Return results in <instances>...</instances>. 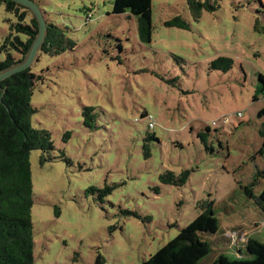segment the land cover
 <instances>
[{
    "label": "rangeland",
    "instance_id": "1",
    "mask_svg": "<svg viewBox=\"0 0 264 264\" xmlns=\"http://www.w3.org/2000/svg\"><path fill=\"white\" fill-rule=\"evenodd\" d=\"M37 1L77 46L40 53L30 66L46 79L37 81L33 126L55 147L53 160L42 163L39 150L30 159L35 264H143L193 227L206 201L218 223L201 233L214 248L201 264L240 258L251 238L264 242V214L243 190L264 169V100L253 102L264 75V34L255 29L264 0H217L220 9L199 18L187 0H153L148 45L135 17L113 14L115 0ZM177 16L189 30L165 26ZM13 23L0 2V43ZM220 56L235 60L230 72L210 69ZM85 107L97 116L95 131L83 125ZM165 172L189 177L181 187L163 184ZM107 187L103 199L90 191ZM254 189L260 194L264 180Z\"/></svg>",
    "mask_w": 264,
    "mask_h": 264
},
{
    "label": "trees",
    "instance_id": "2",
    "mask_svg": "<svg viewBox=\"0 0 264 264\" xmlns=\"http://www.w3.org/2000/svg\"><path fill=\"white\" fill-rule=\"evenodd\" d=\"M31 1L39 7V1ZM0 2L5 4L8 12L14 13L17 17V23H13L10 27L11 33L3 43H0V54L6 55L5 60L0 61L1 74L27 60L38 37L39 24L35 16L27 17L26 13H31L27 7L10 0H0ZM187 5L196 18L204 12L213 13L220 9L217 0H187ZM41 12L46 22V34L36 60L40 53L55 57L74 50L77 44L68 37L67 31L51 23L50 20L47 21L44 12ZM125 13L137 19L140 42L145 45L151 44L154 32L153 0H115L113 14ZM165 26L190 29V24L181 16L167 21ZM255 29L257 33L264 34V25H260L259 22L256 23ZM234 65L233 58L220 56L210 63V69L228 73ZM243 74L246 79L245 71ZM257 76L258 85L253 102L264 100V75ZM38 80L45 83L46 79L29 68L0 83V264H35L36 243L32 217L34 192L30 159L32 152L39 150L43 153L42 163L53 160L50 153L55 149L51 133L33 126V117L38 112L33 106V98L39 87ZM142 117L149 116L144 114ZM263 117L264 107L258 113L259 119ZM83 118V125L87 129L91 131L98 129L97 116L93 108L85 107ZM209 134L210 129L207 128L200 137L206 142ZM260 136L264 140V124ZM70 137L71 133L67 132L64 142L67 143L66 138L70 139ZM258 154L264 156V141ZM146 155L149 156L148 153ZM188 177V172L181 176H177L174 172H165L160 176V181L163 184L181 187L186 184ZM262 180H264V169H258L253 182L243 187V190L264 214V190L257 195L254 189ZM90 191L99 193V197L103 199L112 189L92 188ZM214 205V201L202 202V213L197 223L191 228L181 230L176 238L143 264H201L214 252L213 243L201 237V233L205 231L212 232L211 234L217 231L218 222ZM232 249L235 252L236 248L232 247ZM241 252L243 256L240 258L234 256L231 258L223 253L214 264H264V242L251 238Z\"/></svg>",
    "mask_w": 264,
    "mask_h": 264
},
{
    "label": "water",
    "instance_id": "3",
    "mask_svg": "<svg viewBox=\"0 0 264 264\" xmlns=\"http://www.w3.org/2000/svg\"><path fill=\"white\" fill-rule=\"evenodd\" d=\"M10 1H13V2H16L18 4H21L23 5L24 7H27L28 9H30V11L34 14V16L37 18V21H38V24H39V34H38V37L32 47V50L27 58V60L4 72V73H1L0 74V83L8 78H10L11 76L17 74V73H20L22 71H25L27 69L30 68V66L33 64L34 60L36 59L37 57V54L40 50V47L44 41V38H45V34H46V22L44 20V17L42 15V12L41 10L39 9V7L31 0H10Z\"/></svg>",
    "mask_w": 264,
    "mask_h": 264
},
{
    "label": "built area",
    "instance_id": "4",
    "mask_svg": "<svg viewBox=\"0 0 264 264\" xmlns=\"http://www.w3.org/2000/svg\"><path fill=\"white\" fill-rule=\"evenodd\" d=\"M239 116H242V114H241V113H239ZM151 126H153V124H151Z\"/></svg>",
    "mask_w": 264,
    "mask_h": 264
}]
</instances>
